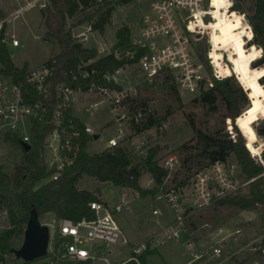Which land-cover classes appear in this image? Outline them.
<instances>
[{
    "label": "built area",
    "instance_id": "1",
    "mask_svg": "<svg viewBox=\"0 0 264 264\" xmlns=\"http://www.w3.org/2000/svg\"><path fill=\"white\" fill-rule=\"evenodd\" d=\"M227 1L228 4L221 6L219 10L223 13L226 10L230 11V14L233 11L239 13L242 24L248 27L250 32L243 33L244 45L247 49L256 46L260 50L253 64L263 57V48L254 41V30L246 13L237 8L234 0ZM48 4L49 0H25V4L15 13H22L25 8L33 6L45 10ZM145 4L135 38L132 39L129 34L125 44L116 43L109 52L103 54L112 53L115 58L125 61L124 65L103 76L107 82L119 87L93 84L85 91L81 87L76 89L65 82H59L53 90L55 101L51 102L50 79L56 69L52 56L27 70L26 83L38 96L33 99L27 95L23 85L1 70L0 66V158L5 145L11 142V137H18L22 145L28 143L32 147L34 126L39 122L49 127L45 134L43 150L47 168L53 170L49 177L57 179L60 173L78 158L83 133L91 135L92 140L100 137L99 135L95 139L94 134H100V131L74 113V104L79 93L96 97L86 102V113H95L101 108L107 111L113 131L107 141V147L122 146L128 137L126 127L140 123L153 113L149 106L127 107L138 90L136 84H129L127 70L132 64L137 65L141 80L152 81L160 75H170L179 89L191 94L206 91L214 86V80H223L233 75L225 74L222 69L223 66L233 68L229 57L230 50L218 49L222 53V67L212 55V51L217 48L212 41L210 25L218 19L217 7L213 0H147ZM92 30V24L86 23L85 29L73 32V36L77 42L84 45ZM10 39L13 46L20 45V40L14 33L10 35ZM201 39H205V49L199 47ZM100 51L98 49V52ZM89 63L90 61L83 62L76 70H71L72 79L85 80L96 73V69L88 67ZM261 64L264 62L254 66ZM124 75L127 76V84L123 83ZM256 144L261 147L259 152H254L247 146L254 161L263 168L262 172L254 177L242 180L243 171L240 164L228 156L198 170L191 177L188 186L166 188L163 180L158 186L159 194L156 199L164 198L168 202L173 218L157 222V227L138 244H129L120 221L122 212L130 210L127 199L115 203L101 199L90 201L92 217L84 216L73 220L52 215L49 220H42L50 230L47 253L49 259L45 264L79 260H87L91 264L98 260H101V264H123L132 259L141 264L136 254L146 249H158L167 240L180 237L186 232L188 218L195 212L220 199L240 193L243 186L249 185L260 176L264 177V143ZM129 192L128 188L123 187L124 196ZM159 213L158 207L152 209V214ZM236 232L240 233V230ZM120 240L129 244V248L112 258L110 245ZM186 244L193 251V257L187 264L225 262V259L215 261L223 254L218 242L202 243L189 237ZM258 249V255L264 258V247L254 248L256 252ZM127 252H130L128 257L119 260ZM254 262L258 264L257 259ZM0 264H3L1 258Z\"/></svg>",
    "mask_w": 264,
    "mask_h": 264
},
{
    "label": "rangeland",
    "instance_id": "2",
    "mask_svg": "<svg viewBox=\"0 0 264 264\" xmlns=\"http://www.w3.org/2000/svg\"><path fill=\"white\" fill-rule=\"evenodd\" d=\"M213 1L217 7L218 19L210 25L212 41L217 48L216 51H212V55L217 64L221 66L222 53L218 49L230 50L229 57L233 68L221 67L225 74H233L230 76L231 86L241 88L246 96V100L241 99L242 112L235 120L226 116L227 106L221 96L217 97L214 108V106L212 107L209 103L201 100L202 92L187 93L179 89L175 82V87H173L171 81H166L165 74L154 78L152 81H143L140 78L137 65L132 64L127 70L130 77L129 84H136L138 87L137 94L131 99L127 107H151L152 116H155L157 123L139 131L128 125L126 127L128 137L122 146L133 150L140 156H145L151 149H157L154 159L168 170L164 177L166 188L188 186L191 177L208 164V159L194 147L196 135L190 120H194L196 126L207 133L220 130L222 135L235 138L238 130L248 142L251 150L258 151L260 149V145L256 142L261 143V145L264 143V134H258L256 130L264 125V86H262L264 84V78H262L264 70L251 68L255 63L257 64L258 61L253 64L252 62L258 58L260 50L256 46L247 49L244 45L242 36L244 32L250 34L248 27L225 20V16L239 14L236 11L230 14L228 10L224 13L219 10L221 6L227 5L228 1ZM234 1L237 8L246 13L249 20V16L255 10V0ZM145 2L147 0H132L117 4L105 29L89 32V38L84 45L100 49L98 56H102L117 43L116 31L124 25L130 27V37L134 39L138 31L139 19L146 7ZM24 4L25 0H0V37L2 36V40L6 43L8 52L15 64L18 66L27 64V70H29L30 67L54 56L59 51V46L55 41L47 40L45 37L44 10L33 6L25 8L22 13H15ZM72 23L73 19L69 18L66 27L69 28ZM85 24L72 28V32L84 30ZM12 33L18 37L20 45H12L10 39ZM199 47L205 49V39L199 41ZM244 63L248 64V69L244 67ZM0 66H2L1 63ZM123 79V83L127 84L126 75L123 76ZM215 83L216 80H214ZM91 98L95 99L96 97L77 94L80 103H86ZM84 117L94 128L100 131V137L97 140H90L88 143L89 152H98L107 148V141L113 135V131L105 108H101L95 113H84ZM147 119L140 123L144 124ZM238 120L241 126L238 124ZM184 144H186L185 148L182 147ZM230 156L232 160L239 163L234 154ZM22 157L23 152L20 148L11 142L5 145L0 158V192L11 194L15 191L9 176L14 174L15 165L21 162ZM245 178L243 172L241 179L244 180ZM140 183L148 191L145 196L135 190H130L129 194L124 196L123 187L99 181L87 174L79 180L78 186L95 191L99 199L110 203L123 199L129 200L130 210L122 212L120 221L124 236L129 240V244H138L157 227V222H164L173 218V212L168 202L164 198L156 199L159 190L156 189L150 172L146 171L142 174ZM249 187L250 184L243 186L238 195H247ZM221 200L189 217L186 232L178 238L169 239L162 243L155 253L147 256L145 264H187L193 257V251L186 244L189 237L196 238L202 243L218 242L222 247L223 254L215 261L225 259L223 264H255L256 259L258 264H264V258L260 257L258 252L254 250L264 236V211L259 208H239L224 204ZM154 207H158L159 214H152ZM51 216L52 214L46 215L44 220H49ZM9 226L8 212L0 205V232ZM236 230H240V233H237ZM23 238L24 234L13 237L10 241L13 248L20 247ZM129 244L123 243L121 240L116 244H111L110 248L113 251L111 257L113 258L119 252L127 250ZM129 253L123 254L119 260L127 258ZM0 258L3 264H45L49 255L46 254L33 260H24L17 257L12 250H0ZM101 263V260H98L95 264Z\"/></svg>",
    "mask_w": 264,
    "mask_h": 264
},
{
    "label": "trees",
    "instance_id": "3",
    "mask_svg": "<svg viewBox=\"0 0 264 264\" xmlns=\"http://www.w3.org/2000/svg\"><path fill=\"white\" fill-rule=\"evenodd\" d=\"M130 1L132 0H49L47 8L43 11L45 37L47 40L55 41L59 46V51L53 56L56 69L50 79L52 92L49 100L51 102L55 101L53 90L59 82H65L76 89L81 87L85 91L93 84H110L119 87L107 82L103 76L118 66L124 65L125 61L115 58L112 53L98 56L96 47L84 46L76 41L72 28L83 23H91L94 30L103 31L110 22L116 5ZM69 18L73 19V23L67 28L66 22ZM239 18V14L225 16V20L231 23H237ZM249 20L254 29V41L260 43L264 51V0H255V10L249 16ZM242 23L241 17L238 24L246 27ZM129 34L130 27L121 26L116 31L117 44H125ZM87 61H90L88 67L96 69V73L85 80L72 79L70 71L76 70L81 63ZM263 62L264 54L257 64ZM0 63L1 70L21 83L28 96L33 99L38 97L31 86L26 83L28 65L20 67L15 64L2 36L0 37ZM244 67L248 69V64L244 63ZM251 68L264 70V64ZM262 75L264 78V72ZM165 79L171 81L175 87L170 75H166ZM230 82V77L225 80H216L214 86L203 91L200 97L201 100L215 108L217 97L221 96L226 102V116L235 120L242 112L241 99L246 100V96L241 88H233ZM156 123L157 119L151 115L144 124L136 123L132 125V128L139 131ZM190 123L196 135L194 147L208 159V164L224 160L234 154L247 178L262 172L263 168L254 161L246 147V143L249 147L248 142L238 130L237 137L232 138L229 135H222L220 130L207 133L198 128L194 120H190ZM238 124L240 125L239 120ZM48 128L39 122L35 124L32 147L29 150L24 149L18 137L10 139L12 144L22 150L23 157L21 162L15 165L14 174L9 176L15 191L11 194L0 192V205L7 210L10 221V226L0 232V250L13 249L11 239L24 234L32 211L37 213L40 221L49 214L73 220H79L84 216L92 217L93 211L89 202L99 198L95 191L78 186L79 180L85 174L102 182L135 190L145 196L148 191L141 186L142 174L146 171L150 172L157 189L168 173L167 168L159 165L154 159L157 149L149 150L145 156H140L125 146L107 147L98 152H89L88 142L92 140V136L83 133L81 151L74 164L65 168L57 179L50 178L53 170L47 168L43 150ZM256 130L258 134H264V125ZM182 147L185 148L186 144ZM221 202L239 208H259L264 211V177L260 176L250 183L247 195L237 194L226 197ZM258 246L259 248L264 247V236ZM157 250V248L146 249L136 255L140 263L145 264L147 256ZM257 252H260V249ZM60 264H91V262L87 260L63 261ZM123 264H138V262L132 259Z\"/></svg>",
    "mask_w": 264,
    "mask_h": 264
},
{
    "label": "water",
    "instance_id": "4",
    "mask_svg": "<svg viewBox=\"0 0 264 264\" xmlns=\"http://www.w3.org/2000/svg\"><path fill=\"white\" fill-rule=\"evenodd\" d=\"M99 133L94 134V138L99 137ZM25 150H29L31 145L23 143ZM50 239L49 226L39 220L37 213L32 211L24 230V238L20 247L13 248V253L24 260H33L48 253Z\"/></svg>",
    "mask_w": 264,
    "mask_h": 264
},
{
    "label": "crops",
    "instance_id": "5",
    "mask_svg": "<svg viewBox=\"0 0 264 264\" xmlns=\"http://www.w3.org/2000/svg\"><path fill=\"white\" fill-rule=\"evenodd\" d=\"M46 60V59H45ZM45 60H43V61H41L40 63H42V62H44ZM40 63H38L37 65H39ZM17 65V64H16ZM36 65V66H37ZM21 67V66H20ZM35 67V66H34ZM30 68H33V67H30ZM85 102H82V103H80V101H78L77 100V102L74 104V113L77 115V116H79L80 118H82L85 122H88L89 123V121L88 120H86L85 119V117H84V113H86L85 112V110H84V106H85ZM87 114V113H86ZM108 114V113H107ZM90 124V123H89ZM154 230V229H153ZM146 238V237H145ZM145 240V239H144ZM142 242V241H141ZM188 263V262H187Z\"/></svg>",
    "mask_w": 264,
    "mask_h": 264
},
{
    "label": "bare ground",
    "instance_id": "6",
    "mask_svg": "<svg viewBox=\"0 0 264 264\" xmlns=\"http://www.w3.org/2000/svg\"><path fill=\"white\" fill-rule=\"evenodd\" d=\"M240 18H241V16H240ZM240 18H239L238 21H237V25H238V23H239ZM236 124H237V122H236ZM251 148H252V146H251ZM260 148H261V147H260ZM252 151H254V152H259L260 149H259L258 151H255V150L252 149Z\"/></svg>",
    "mask_w": 264,
    "mask_h": 264
}]
</instances>
